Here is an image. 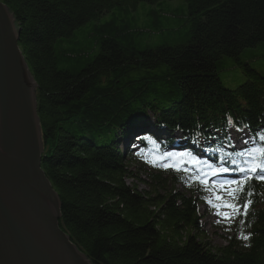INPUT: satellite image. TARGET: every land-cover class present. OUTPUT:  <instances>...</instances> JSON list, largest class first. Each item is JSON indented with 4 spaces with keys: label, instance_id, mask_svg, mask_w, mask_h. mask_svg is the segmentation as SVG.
Here are the masks:
<instances>
[{
    "label": "trees",
    "instance_id": "trees-1",
    "mask_svg": "<svg viewBox=\"0 0 264 264\" xmlns=\"http://www.w3.org/2000/svg\"><path fill=\"white\" fill-rule=\"evenodd\" d=\"M172 1L0 0L37 85L59 228L92 264H264V183H249L247 217L224 222L225 244L213 246L207 194L150 163L176 133L186 147L173 153L213 164L239 159L222 149L231 130L249 136L245 149L264 147V0Z\"/></svg>",
    "mask_w": 264,
    "mask_h": 264
},
{
    "label": "water",
    "instance_id": "water-1",
    "mask_svg": "<svg viewBox=\"0 0 264 264\" xmlns=\"http://www.w3.org/2000/svg\"><path fill=\"white\" fill-rule=\"evenodd\" d=\"M0 2V264H92L58 225L61 204L40 167L37 85Z\"/></svg>",
    "mask_w": 264,
    "mask_h": 264
},
{
    "label": "snow or ice",
    "instance_id": "snow-or-ice-1",
    "mask_svg": "<svg viewBox=\"0 0 264 264\" xmlns=\"http://www.w3.org/2000/svg\"><path fill=\"white\" fill-rule=\"evenodd\" d=\"M259 139L264 141V135H261ZM244 143L247 144L248 141ZM212 151H218V149H212ZM234 155L239 159L232 158V153L221 157V165L230 162L232 167H216L213 163L201 160L190 152H165L150 163L165 170L171 169L187 174L189 181L187 186L192 187L193 184H198L207 194L203 199L214 210V214L218 217L217 223L224 221L226 226L230 227L236 217H247L249 213L253 203L250 199L253 192L248 190L249 183L253 180L264 183V147L245 149ZM221 174H235L239 178L213 179ZM241 223L243 224L244 221L241 220ZM241 239L248 241L251 239V234L241 233Z\"/></svg>",
    "mask_w": 264,
    "mask_h": 264
},
{
    "label": "rangeland",
    "instance_id": "rangeland-1",
    "mask_svg": "<svg viewBox=\"0 0 264 264\" xmlns=\"http://www.w3.org/2000/svg\"><path fill=\"white\" fill-rule=\"evenodd\" d=\"M173 4V7H176L177 5L180 4V0H174L170 2ZM226 65V64H225ZM257 68L261 71H263L264 64H259L257 63ZM229 66H227L226 72V77L227 79H230V82L227 84V87L229 88H235V76L236 74L230 69H228ZM238 75V74H237ZM233 80V81H231ZM140 178H144L143 174L140 175ZM176 189H179V186H175ZM139 188H143L142 186L139 185ZM207 207L203 206L200 207V213L203 216V220L201 222V228L203 231L206 232L207 239L211 242L213 246H222L225 244L224 237L227 235L225 231L222 229L223 228V223L224 221H221L219 224L217 223L218 217L214 214V210L206 211Z\"/></svg>",
    "mask_w": 264,
    "mask_h": 264
}]
</instances>
